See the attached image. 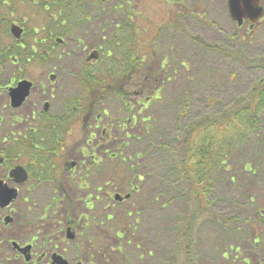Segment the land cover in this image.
<instances>
[{
	"label": "rangeland",
	"instance_id": "rangeland-1",
	"mask_svg": "<svg viewBox=\"0 0 264 264\" xmlns=\"http://www.w3.org/2000/svg\"><path fill=\"white\" fill-rule=\"evenodd\" d=\"M28 3L19 0L14 16L15 23L25 29L24 49L47 36L45 30L41 31L47 21L45 13ZM88 13L89 21L77 25L66 44L55 48L53 59L48 57L44 63L20 60L5 66L0 89V147L4 146L2 140L17 138L23 124L18 121L31 110V101L19 109L10 107L6 87L13 80L29 78L47 83L46 75L54 66L66 78L78 65L66 54L82 52L79 40L85 43V57L103 45L101 59L85 64V69L91 65L92 70L107 75V69L112 71L118 66L119 72L122 68L116 66L114 58L106 57L104 42L124 24L135 23L136 27L124 26L121 30L124 43L116 58L130 67L129 73L121 81H107V90L99 91L107 95L94 107L99 114L95 109L90 115L86 111L83 139L77 130L73 133L74 146H85V264L102 259L107 260L105 264L264 261V152L261 157L256 152L251 154L256 137H251L243 156H251L249 167L261 161L259 170L254 175L245 173L238 159L235 164L230 161L226 165V169L232 167L236 172L213 170L209 174L213 183L208 204L195 222L190 191L177 166L181 154L178 141L186 128L206 116L218 118L223 109L246 97L263 75L264 18L252 30L248 22L237 28L228 0H108L102 8L91 6ZM138 32L156 53L144 87L149 93L145 94L143 87H134L138 71L127 52ZM50 43L46 39L44 46ZM133 60L136 61L135 56ZM160 65L162 78L152 86L150 75ZM132 75V88L128 87L122 96L124 82L129 86ZM157 87L160 93H152ZM139 90L142 96H137ZM14 147L15 143L10 144L8 150ZM232 175L237 176L238 185L231 183ZM133 184L139 185L138 192L131 189ZM50 192L42 189L41 194ZM126 194H130L129 199L115 201L116 195ZM130 211L134 215L128 217ZM136 221L133 236L121 240L116 236L125 223ZM192 222L193 236H188ZM145 250L152 251V256L140 258ZM189 256L195 262L188 260Z\"/></svg>",
	"mask_w": 264,
	"mask_h": 264
},
{
	"label": "flooded vegetation",
	"instance_id": "flooded-vegetation-1",
	"mask_svg": "<svg viewBox=\"0 0 264 264\" xmlns=\"http://www.w3.org/2000/svg\"><path fill=\"white\" fill-rule=\"evenodd\" d=\"M68 38H53L45 52L50 59ZM78 44L81 53L66 54L72 62L78 61L66 78L54 66L46 75L47 83L20 78L6 87L8 94L23 79L33 83L21 106L31 101L29 115L18 121L23 124L17 138L2 140L0 147V189L16 194L10 203L0 198V264H85V146H74L73 133L77 130L80 139L85 134V64L101 59L103 45L85 57V43ZM17 142L20 150L9 154V145ZM16 166L25 170L22 176L13 174ZM133 185L131 189L138 192L139 185ZM42 189L51 192L41 194ZM129 198L126 194L115 201Z\"/></svg>",
	"mask_w": 264,
	"mask_h": 264
},
{
	"label": "trees",
	"instance_id": "trees-1",
	"mask_svg": "<svg viewBox=\"0 0 264 264\" xmlns=\"http://www.w3.org/2000/svg\"><path fill=\"white\" fill-rule=\"evenodd\" d=\"M18 1L0 0V89H2L1 78L3 77V70L8 63H12L13 61L20 62V60L25 63L31 61L34 63H44L49 57L45 52L50 49V45L55 36L68 37L72 35L77 25L79 27L89 21L88 10L91 6H101L102 8V4L108 0H26L29 2L28 6L45 13L47 21L44 23L45 25L41 31L45 30L47 32L46 39L50 40L51 43L50 45L44 46L46 39H42L39 43H36L34 40L33 44H29L25 49L22 43L25 35H23L22 39L17 40L9 32L10 25L16 21L14 16L19 9L17 6ZM128 12L132 15L131 11ZM136 25L135 23L134 25L133 23L124 24L122 28L118 29L116 35L104 42L105 55L109 60L114 58L113 62L116 66L119 64L122 68L119 72H117L118 66V68L115 66L112 67V71L111 69H107V75L102 73L101 70H92L91 65L90 68L85 69V113L86 111L89 112L87 113L88 115L92 114L94 109L97 113L96 108L99 106L98 104L107 95V92L106 95H101L99 91L107 90V85H109L107 81L111 82L115 79L121 81L129 73L130 67L125 63L122 65L116 58L120 56V49L124 43L121 30H124V26L131 29L133 26L136 27ZM255 25L250 24V29L252 30ZM242 26L237 25V28H241ZM37 33L38 31L34 29V34ZM140 35L142 36V33L139 34L138 32V34H134L130 49L127 52L131 60L130 62H136L135 65L137 66V81L135 80L134 87H143L142 90H144L145 94L146 92L149 93V90L144 87L149 78L147 74L152 67V58L156 56V53L153 54L152 50L148 48V44L146 42L144 43L143 37ZM133 56L136 57V61L133 60ZM261 66L264 70V59L261 62ZM144 69L146 70L144 71ZM162 69L163 66L160 65L154 72V75L151 73L152 86L160 82L162 77L159 73H161ZM128 79L130 80L131 76ZM130 82L131 80L129 81V86H126L128 82H124L125 86L122 90V96L126 94L128 87L132 88ZM148 88L150 89V86ZM142 90L138 91L137 96L143 95L141 93ZM159 90L157 87V89L151 92L160 93ZM130 94L132 93L130 92ZM95 106L96 108H94ZM217 116L218 118L206 116L195 120L191 126L186 128L184 137L178 141L181 154L177 166L181 169V179L186 181L190 191V197L194 204L193 222L199 218L208 204L207 197L211 192L213 183L209 174L213 170L217 172H236L232 167L231 169H226V165L230 161L235 164L237 159L240 164L242 162L243 165L241 164V167L245 173L254 175L260 168L261 161H259L258 165L249 167L248 164H252L251 156L250 159H248V154L243 156L245 155L243 151L246 145L249 146V143H251V137H256L255 142L251 144V154L256 152L261 157V152H264V136L262 135V118L264 117V73L257 83L250 88L249 94L246 97L227 106ZM19 145L18 142L15 143V147L13 149L10 148L9 154H16L20 150ZM244 157L245 159H243ZM230 181L233 185H238L237 176L232 175ZM193 222L189 225V230H187L188 236H193L191 231ZM134 223H125L121 231L116 233V236L120 240L126 239L128 236H133L137 229V221ZM138 248L141 249V246ZM145 252L140 255V258L146 257V254L149 256L153 254L149 250H145ZM188 260L195 262V259L191 256H189ZM106 261L102 259L95 264H105Z\"/></svg>",
	"mask_w": 264,
	"mask_h": 264
},
{
	"label": "water",
	"instance_id": "water-1",
	"mask_svg": "<svg viewBox=\"0 0 264 264\" xmlns=\"http://www.w3.org/2000/svg\"><path fill=\"white\" fill-rule=\"evenodd\" d=\"M262 1L263 0H228V9L232 20L239 26H241L244 21H249L252 24L259 22L264 17V7L261 5ZM10 33L15 39L19 40L22 38L24 29L20 25L12 23L10 26ZM32 86L33 83L30 80L24 79L19 81L16 86L9 88L10 106L12 108L21 107L29 96ZM12 172L15 176H22L25 170L21 166H16ZM26 176L25 174L24 177H21L23 178L22 180H24ZM15 197V190H8L6 192V190L0 189V198L4 200L5 203H10ZM116 199H121V196L117 195Z\"/></svg>",
	"mask_w": 264,
	"mask_h": 264
}]
</instances>
